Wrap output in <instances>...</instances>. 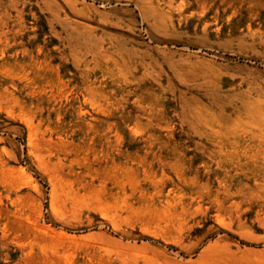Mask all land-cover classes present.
I'll return each instance as SVG.
<instances>
[{"label":"rangeland","instance_id":"1","mask_svg":"<svg viewBox=\"0 0 264 264\" xmlns=\"http://www.w3.org/2000/svg\"><path fill=\"white\" fill-rule=\"evenodd\" d=\"M0 264H264V0H0Z\"/></svg>","mask_w":264,"mask_h":264}]
</instances>
